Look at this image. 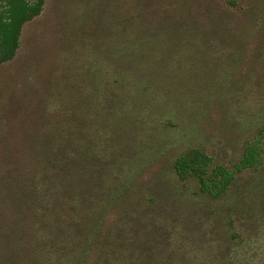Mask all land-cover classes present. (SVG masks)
Segmentation results:
<instances>
[{
  "label": "trees",
  "instance_id": "obj_1",
  "mask_svg": "<svg viewBox=\"0 0 264 264\" xmlns=\"http://www.w3.org/2000/svg\"><path fill=\"white\" fill-rule=\"evenodd\" d=\"M46 2L0 0V64ZM86 3L60 49L59 108L0 167V264H152L183 181L217 199L264 164V0ZM214 110L246 137L231 169L196 133Z\"/></svg>",
  "mask_w": 264,
  "mask_h": 264
},
{
  "label": "rangeland",
  "instance_id": "obj_2",
  "mask_svg": "<svg viewBox=\"0 0 264 264\" xmlns=\"http://www.w3.org/2000/svg\"><path fill=\"white\" fill-rule=\"evenodd\" d=\"M87 1L47 0L43 13L25 25L16 58L0 64V167L26 160L43 115L59 108L66 60L60 49ZM211 116L196 133L216 164L234 168L246 137L224 130L221 111ZM180 188L183 203L171 199L167 207L173 216L165 226L170 241L160 246L167 256L152 264H264V164L238 173L217 199L200 193L196 179Z\"/></svg>",
  "mask_w": 264,
  "mask_h": 264
}]
</instances>
